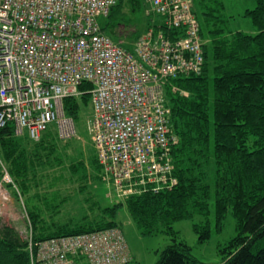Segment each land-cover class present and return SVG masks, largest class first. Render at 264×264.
<instances>
[{
    "label": "built area",
    "instance_id": "obj_1",
    "mask_svg": "<svg viewBox=\"0 0 264 264\" xmlns=\"http://www.w3.org/2000/svg\"><path fill=\"white\" fill-rule=\"evenodd\" d=\"M118 0H0V129L38 141L55 125L73 137L63 100L90 83V136L97 164L118 196L158 193L176 184L164 86L199 74L203 40L191 0H145L148 27L130 49L98 23ZM0 178V211L8 209L13 182ZM14 187V186H13ZM15 188V187H14ZM20 202V199H19ZM29 264H128L121 230L28 240Z\"/></svg>",
    "mask_w": 264,
    "mask_h": 264
},
{
    "label": "trees",
    "instance_id": "obj_2",
    "mask_svg": "<svg viewBox=\"0 0 264 264\" xmlns=\"http://www.w3.org/2000/svg\"><path fill=\"white\" fill-rule=\"evenodd\" d=\"M191 3L203 40V65L199 74L170 79L164 86L168 127L177 138L171 150L176 184L158 193L146 190L127 196L125 201L99 209L98 219L47 224L29 205L32 242L119 228L116 220L124 208L142 236L163 232L171 237L172 243L155 264H203L177 240L172 224L206 216L213 199L215 230H222L229 211L237 230L220 249L219 264H264V0H255V7L243 14L257 31L252 35L229 29L222 0ZM145 5V0H118L103 31L120 38L123 34L117 29L123 26L128 32L125 35L133 34L128 15L143 12ZM91 86L83 82L79 87L82 95L63 100L64 113L74 123L91 105ZM49 127L38 141L15 135L11 124L0 129V160L13 182L6 186L16 200L25 196L28 203L30 197L39 196L29 195L38 184L37 172L47 168L62 140L57 130V137L50 135ZM90 167L100 171L96 155ZM70 168L74 174L87 169L83 161ZM193 231L199 242L211 235L208 222L193 224ZM27 248L28 241L13 228H0V264H29Z\"/></svg>",
    "mask_w": 264,
    "mask_h": 264
},
{
    "label": "rangeland",
    "instance_id": "obj_3",
    "mask_svg": "<svg viewBox=\"0 0 264 264\" xmlns=\"http://www.w3.org/2000/svg\"><path fill=\"white\" fill-rule=\"evenodd\" d=\"M224 4V15L229 18V29L231 31H242L247 34H255L257 31L251 21L243 17L246 10L255 7V0H222ZM150 7L144 6L143 12L128 15L132 28L129 32L133 34L125 35L128 32L123 26L117 31L123 36L118 38L109 35V31H104L114 42L123 45H132L131 42L137 35L144 33L146 25L149 23L147 12ZM107 17H99L98 23L102 30L105 28ZM125 44V45H124ZM176 90V89H174ZM178 91V90H177ZM180 94L184 95V92ZM92 106L85 108L80 117L75 121V133L68 140L57 142V152L47 164V168L38 171V184L29 192L30 196L37 193L38 197L22 196L21 200L12 196V191L7 186L4 189L9 191L11 202L8 209L0 211V228L8 226L13 228L19 237L28 241L32 237V222L28 215V207L33 206L42 221L47 224L54 222L65 223L78 221L84 217L94 219L100 218L101 208L125 201L118 196L114 185L105 180L100 171L90 167L91 158L96 155L90 136V120ZM49 134L57 137L55 125L49 127ZM83 161L86 166L87 175L82 170L74 174L70 168L71 164ZM6 165L0 160L1 171ZM85 177H84V175ZM28 206V207H27ZM119 230H121L127 244L132 264H155L161 252L172 243L171 237L163 232H159L150 237L141 235V231L136 227L126 209H122L117 217ZM210 224L211 235L205 242H199L198 234L193 231V224ZM172 228L178 234V241H183L191 251V255L203 264H219L222 255L220 249L237 234L236 222L229 211L225 217L223 228L220 232L215 230L214 200L209 201V213L206 216H194L192 220L178 221L172 224ZM48 240V239H46ZM45 241V240H43ZM132 256V258H131Z\"/></svg>",
    "mask_w": 264,
    "mask_h": 264
},
{
    "label": "bare ground",
    "instance_id": "obj_4",
    "mask_svg": "<svg viewBox=\"0 0 264 264\" xmlns=\"http://www.w3.org/2000/svg\"><path fill=\"white\" fill-rule=\"evenodd\" d=\"M92 87V86H91ZM90 93V92H89ZM14 130V129H13ZM42 136V135H41ZM31 241H33L32 239H31Z\"/></svg>",
    "mask_w": 264,
    "mask_h": 264
},
{
    "label": "crops",
    "instance_id": "obj_5",
    "mask_svg": "<svg viewBox=\"0 0 264 264\" xmlns=\"http://www.w3.org/2000/svg\"><path fill=\"white\" fill-rule=\"evenodd\" d=\"M131 258H132V256H131Z\"/></svg>",
    "mask_w": 264,
    "mask_h": 264
}]
</instances>
